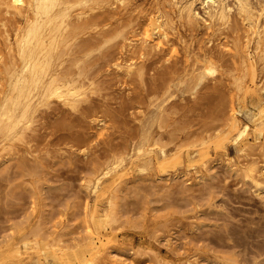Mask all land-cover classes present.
Instances as JSON below:
<instances>
[{
	"label": "rangeland",
	"instance_id": "1",
	"mask_svg": "<svg viewBox=\"0 0 264 264\" xmlns=\"http://www.w3.org/2000/svg\"><path fill=\"white\" fill-rule=\"evenodd\" d=\"M172 1L125 0L112 5L108 19L78 39H104L90 62L98 91L89 95V103L72 111L53 99L49 107L39 108L23 140H15L4 150L10 142H2L0 259L15 255L17 243L21 246L22 238L34 239L35 231L49 238L61 236L71 256L77 242L86 249L83 240L89 233L94 204L99 212L107 208L106 198L96 199L91 186L87 187L88 179L102 164L123 157L128 173L113 209L117 222L101 223V230L113 240L88 264H264V191L257 192L241 170L251 159L264 165V158L257 150L241 155L232 142L223 150L215 139L227 129L232 111H242L238 117L247 123L258 102L264 101V95L254 89L245 95L235 83L244 74L242 61L248 51L256 60L258 80L264 83V51L256 50L253 41L242 48L244 38L222 35L218 26L190 25ZM157 15L169 20V44L145 57L133 54L127 45L143 39L145 25ZM13 28L9 27L10 32ZM132 55L145 68L143 80L125 77L115 66ZM200 73L204 78L196 84ZM245 74L249 81V72ZM163 83L171 89L156 100L153 89ZM149 129L150 139L161 137L173 155L167 166L144 167L139 159L131 162ZM202 140L207 141L206 156L200 160L193 149L200 148ZM86 150L88 156L83 154ZM180 150L181 162L174 156ZM188 151L196 154L192 162ZM20 252L27 262L37 254L32 246Z\"/></svg>",
	"mask_w": 264,
	"mask_h": 264
},
{
	"label": "bare ground",
	"instance_id": "2",
	"mask_svg": "<svg viewBox=\"0 0 264 264\" xmlns=\"http://www.w3.org/2000/svg\"><path fill=\"white\" fill-rule=\"evenodd\" d=\"M124 2L125 0H0V27H2L0 34L3 36L5 46L4 49L0 46V88L3 89L0 99V146L5 140L10 142L8 145H4L3 150L14 145L15 140L24 139L25 133L35 121L39 108L42 106L49 107L53 99L72 111H78L84 104L89 103V95L98 91V89L96 90L98 79L95 81L90 74V62L94 59L92 58L93 54L101 49L99 43L103 42L104 39L94 37L86 40L82 38L79 41L78 39L86 30L94 29L104 23L109 17L112 5L124 4ZM171 3L178 8V15L186 19L190 25L197 26L202 22L207 28L218 26L222 30V35H232L239 41L244 38L246 44L242 48L248 47V44L250 45L253 41L256 50L264 51V0H173ZM199 6L202 7L201 11ZM168 23L169 20L167 21L163 16L151 17L145 25L143 39L131 40L127 45L128 50L132 51L133 54L145 57L152 51L163 49L170 42ZM10 26L14 27L12 32H10ZM134 59L132 55L124 61L115 63V66L125 77L135 75L143 80L145 68L137 64ZM204 61H207L206 56H204ZM242 68L244 74L235 82L238 89L245 95L251 89H254L257 94L264 95V83L261 82V79L258 80L257 63L249 51L242 61ZM205 70L213 72L212 67H206ZM246 71L250 75L249 81L245 80ZM203 78V74L200 73L195 79L196 84H200ZM170 89L169 84H159L153 89V95H155L156 100H159L161 95L162 97L165 96ZM250 94L252 95L251 92L248 95ZM161 109L162 104L157 106L158 114L156 117L158 115L161 117ZM241 113L242 111H232L227 129L215 135L218 146L226 150L227 144L232 142L240 148L241 155L248 156L251 155L250 151L255 152L257 150L259 155L264 158V101H259L255 106V110L250 116V122H243L238 117ZM175 123L177 124V122ZM151 135V129L143 133L142 144L136 148L137 155L135 158H131V162L139 159L143 160L144 167L153 163L159 166H167V162L173 155L166 150V145L163 144L161 137L150 139ZM206 143L207 141L202 140L198 145L201 147L193 149V153L196 152L200 160L206 156L203 151V146ZM36 147L38 146L36 145ZM83 154L88 156V151L87 153L83 152ZM174 156L180 162L183 160L181 150ZM187 156L192 162L195 160L196 154L192 155L188 151ZM256 156L258 157V155ZM124 160L125 158L122 157L113 163L102 164L100 168H97L101 170L95 168L96 174L93 172L95 175L93 174V177L88 179L87 187L91 186L96 199L106 198L107 208L99 212L98 206L94 204L90 218L91 224L88 226L89 233L83 240L86 249L82 248L80 242H77L74 244L75 254L71 256L70 253L66 252L67 247L66 244L62 243L61 236L49 238L48 235L42 236L35 231L32 240L22 238L28 234L22 236V239H19L21 246L17 243L13 249L16 254L0 259V264H63L65 261L67 263L88 264L101 255L105 245L113 240L101 230V223L104 222L107 226L117 222V216L113 209L119 197L118 192L121 188L122 179L128 173ZM238 160L241 162L240 159ZM243 161L242 164H244ZM247 161L249 160L247 159ZM259 161L251 159L249 164L244 161L246 162L245 167L241 170L245 180H248L257 192H263L264 165H259ZM25 165L27 166V164ZM221 235L222 238L224 235ZM217 237L219 238V234ZM218 240L222 239L219 238ZM29 246L35 248L37 254L28 262L23 261L20 248L26 249ZM12 258L16 259L13 260ZM224 264L226 263L224 262Z\"/></svg>",
	"mask_w": 264,
	"mask_h": 264
}]
</instances>
